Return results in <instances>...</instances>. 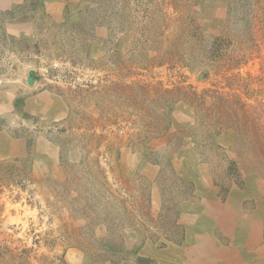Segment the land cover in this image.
I'll return each mask as SVG.
<instances>
[{
	"label": "rangeland",
	"instance_id": "rangeland-1",
	"mask_svg": "<svg viewBox=\"0 0 264 264\" xmlns=\"http://www.w3.org/2000/svg\"><path fill=\"white\" fill-rule=\"evenodd\" d=\"M57 15L44 0H0V109L13 106L0 114V264H153L138 256L160 237L150 227L173 231L177 197L203 190L200 179L264 216V0H67ZM177 87L215 113H197L196 100L155 118L149 100ZM39 93L61 98L67 116L25 113ZM250 116L262 146L237 136ZM10 139L24 155L5 156Z\"/></svg>",
	"mask_w": 264,
	"mask_h": 264
},
{
	"label": "crops",
	"instance_id": "crops-1",
	"mask_svg": "<svg viewBox=\"0 0 264 264\" xmlns=\"http://www.w3.org/2000/svg\"><path fill=\"white\" fill-rule=\"evenodd\" d=\"M44 4L47 12L57 15L67 0H44ZM1 107L4 109H0V114L13 110L9 103ZM24 110L47 123L59 122L67 116L61 98L43 93L25 99ZM23 143L20 139H10L1 150L5 156H22L26 152ZM144 168L145 171L152 169L150 165ZM180 171L178 174L186 178L185 170ZM195 177L198 178L197 173ZM201 183L204 189L195 184L194 197H177L173 231L168 224L161 231L156 225L150 227L154 231L152 234L156 232L160 237L146 238L138 256L152 260L153 264H264V216L261 211L253 210L252 214L251 208L243 204L242 195H236L239 191L233 187L222 197L218 194L220 190L207 188V180L200 179ZM153 198L152 195L150 213L157 218L161 208L159 210V204H154ZM257 207L261 209L260 205ZM164 212L163 216L169 210ZM157 244L162 248L159 249ZM118 264L136 262L130 260Z\"/></svg>",
	"mask_w": 264,
	"mask_h": 264
},
{
	"label": "trees",
	"instance_id": "trees-1",
	"mask_svg": "<svg viewBox=\"0 0 264 264\" xmlns=\"http://www.w3.org/2000/svg\"><path fill=\"white\" fill-rule=\"evenodd\" d=\"M133 87H135V88H137L139 90V93L141 94L140 95L141 98H143L144 100L148 99L149 96L146 93L147 92V90H146L147 87L145 85H141V84H136L135 83V84H133ZM125 88H129V87L128 86H122V90H126ZM155 93H156V91H155ZM200 96L197 95V92L192 87H186V88L177 87V88H175L173 90H164L162 92L159 91L158 94H156L152 99L149 100V105L153 108V115L157 119L158 118L162 119L163 117H169V114L174 111L175 107L180 102H184V103L186 102L187 104L190 105L191 103H193L194 101L197 100V102L200 101L199 102V108H197L195 110V111H197V113H199V112L202 113L201 110H204V111H207V112L208 111H212V109L215 108L214 103L212 102L209 105V107H204V105L202 103L203 95H200ZM216 96H217L216 99L219 97L218 99L220 101L223 100L222 95L216 94ZM135 98L136 97L132 98L129 94H126L125 92L120 93V99L123 100V101H126L129 104L135 103V100H134ZM241 106H242V108L240 107L241 110L239 111V113L244 112V109H245L243 104ZM226 107L228 108V106H226ZM215 111H216V108L214 109L213 112L215 113ZM224 111H225L224 109L221 110V112H224ZM148 117H150V113H148ZM201 118H202V123H206L205 124L206 127H210L212 125V124H208V123H211V121L213 120V117L211 116V113H207L205 115L202 114ZM215 119L220 121L219 119H221V118L216 117ZM162 121H163V119H162ZM247 122H249V125L252 126V127L248 126L246 131H243L241 133H239V130H237V132H238L237 136L239 138L250 137V134L248 132L251 131L252 138L254 136V138L256 139V143H258L260 146H262L263 145L262 144L263 137L260 134H256V135L252 134V131L255 132L256 130L259 129L258 127L255 126L257 123L254 124L256 122V117L255 116H253V117L250 116L249 119L247 120ZM155 126L159 127L157 124H155ZM148 127H149V124H148ZM163 127H164L165 131H168V129L165 128V126H164V122H163ZM228 127H229V125H227V124L226 125H222V126L218 127L216 129V131L213 132V133H214V135L215 134L218 135L222 130H227ZM168 128H170V127H168ZM147 140H148V138L144 139L143 141L147 142ZM240 141L241 140H239V142ZM242 142H243V139H242ZM216 149H219V147H216ZM262 156H264V154H262ZM104 185L107 186L108 183L105 182ZM142 206H143V202H142ZM126 212H128V211H126ZM112 250L115 251L114 249H112ZM131 253H134V252L131 251V250L125 249V248H120L117 251V255H120V254L121 255H127V254H131ZM119 257H121V256H119ZM3 258H4V253L0 251V261H2ZM123 259L114 260L113 263H117L119 261H122ZM137 260L140 262L139 258H137ZM61 264H65V263L63 261H61Z\"/></svg>",
	"mask_w": 264,
	"mask_h": 264
},
{
	"label": "water",
	"instance_id": "water-1",
	"mask_svg": "<svg viewBox=\"0 0 264 264\" xmlns=\"http://www.w3.org/2000/svg\"><path fill=\"white\" fill-rule=\"evenodd\" d=\"M34 74H35V72L33 70H29L28 77L26 79L27 85L32 86L34 84V82H35Z\"/></svg>",
	"mask_w": 264,
	"mask_h": 264
}]
</instances>
